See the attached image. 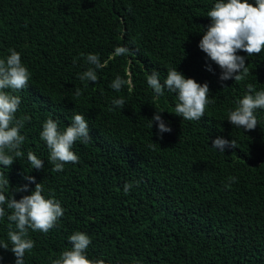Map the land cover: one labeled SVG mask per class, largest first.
I'll return each instance as SVG.
<instances>
[{
    "label": "trees",
    "instance_id": "16d2710c",
    "mask_svg": "<svg viewBox=\"0 0 264 264\" xmlns=\"http://www.w3.org/2000/svg\"><path fill=\"white\" fill-rule=\"evenodd\" d=\"M216 2L0 0V59L14 49L31 73L28 87L12 93L21 97L16 118L31 120L20 131L23 157L0 165L9 181L3 194L17 201L31 195V176L42 183L44 198L64 209L47 234L28 230L34 247L24 264H51L71 248L75 232L91 239L87 257L105 264H264V109L254 110L258 126L252 131L227 121L249 86L251 94L264 91V50L237 52L247 74L221 81L222 70L198 47ZM116 47L131 54L115 56ZM87 54H97L104 65L96 69V83L78 78L92 67ZM153 69L161 83L172 69L207 83L204 116H176L177 95L167 89L157 99L147 84ZM117 75L128 81L119 92L109 87ZM119 98L124 109L113 108ZM157 111H164L170 133H159L155 122L150 128ZM74 114L85 116L91 140L73 144L78 163L53 172L42 125L52 118L63 131ZM218 137L235 141L236 148L213 149ZM28 151L43 160L42 169H32ZM125 183H133L127 194ZM25 185L28 191H15ZM3 207L0 242L11 247V210ZM15 260L10 249L0 248V264Z\"/></svg>",
    "mask_w": 264,
    "mask_h": 264
},
{
    "label": "clouds",
    "instance_id": "9594fccd",
    "mask_svg": "<svg viewBox=\"0 0 264 264\" xmlns=\"http://www.w3.org/2000/svg\"><path fill=\"white\" fill-rule=\"evenodd\" d=\"M211 23L203 34L198 47L206 56L222 70L221 81L233 79L239 81L247 74L245 58L237 55L243 51L251 55L261 54L264 50V0H254V5L249 0H217L214 7L207 13ZM9 55L0 59V165L10 167L16 158L23 157L21 145L25 136L20 134L26 121L31 117L25 115L17 119V113L21 104V97L12 93L19 92L28 87L31 73L22 63L21 55L14 49H9ZM131 54L126 47H116L113 55L121 56ZM86 62L92 67L79 74L83 81L96 83L98 76L96 69L102 68L97 54H87ZM211 70V69H209ZM238 73V74H237ZM128 83L119 75L110 83L109 87L119 92ZM147 84L153 89L158 99L164 94V90L177 95L178 103L175 105V114L183 120H200L204 116L206 105L209 103V86L201 85L194 79L185 78L176 69L169 70L166 79L161 83L159 73L153 69L147 76ZM11 90V91H8ZM249 86V94L240 99L235 110L228 114V122L245 131H252L258 126L254 110L264 109V91L255 92ZM82 94L81 89L75 90V96ZM113 108L124 109L125 99H113ZM110 108L109 110H113ZM157 111L149 126L152 128L155 122L159 133H170L160 113ZM40 139L46 143L49 150V163L53 165L51 171H63L66 163H78L79 157L72 151L76 141L87 143L91 140L89 125L84 115L74 114L71 117L70 126L63 131L59 130L58 122L52 118L47 119L42 125ZM212 148L224 152L226 148H236L235 141L217 138L212 142ZM27 160L32 169L43 168V160L38 159L28 151ZM29 183L35 184L31 195L23 196L17 201L11 194V198L3 194V188L9 186V181L0 173V218L5 217V208L11 210L7 216L9 224L8 238L11 243L0 242V248L9 250L16 257L15 264H24V256L34 247V241L27 239L28 230L39 231L47 234L56 226L59 218L64 215V209L59 201L45 199L42 195V183H36L35 178L27 176ZM230 182H235L234 177H229ZM136 183L138 186V182ZM133 183H125L123 191L127 194L133 187ZM230 186V184L228 185ZM15 191H28L27 185ZM15 225V230L12 229ZM71 248L63 251L59 258L52 260L51 264H105L103 259H89L86 250L91 244L90 237L81 232H75L68 238Z\"/></svg>",
    "mask_w": 264,
    "mask_h": 264
}]
</instances>
